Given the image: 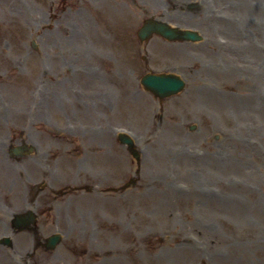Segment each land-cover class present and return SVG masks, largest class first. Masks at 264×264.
<instances>
[{"label":"rangeland","instance_id":"rangeland-1","mask_svg":"<svg viewBox=\"0 0 264 264\" xmlns=\"http://www.w3.org/2000/svg\"><path fill=\"white\" fill-rule=\"evenodd\" d=\"M191 4L196 5L192 10L188 8ZM147 17L196 28L204 36L201 42L189 44H163L156 37L150 40L147 46L161 57L154 56L150 65L171 63L186 78L184 91L164 99L160 109L138 82L145 67L136 30ZM5 54L15 60L19 72L7 67ZM0 60L2 70L9 69L6 74L10 76L4 80L12 83L8 87L13 89L16 105L23 107L29 100L33 85L50 89L52 103L45 106L51 113V126L66 131L73 126L65 112L76 111L82 118L86 107L79 102L80 107L68 92L74 83L83 84V74L69 75L67 65L93 61L88 65L91 70L99 67L103 71V82L93 79L89 86L108 92L111 132L114 135L116 126L133 131L141 156L136 163L114 143L112 169L106 160L92 159L95 170L110 169L115 185L114 190H104L113 195L109 202L97 195L94 215L87 211L84 197V208L70 199L75 193L65 197H69L75 217L87 215L99 245L115 246L111 264H264V0H0ZM8 87L5 90L12 92ZM37 88L35 104L42 105L43 90ZM83 100L93 111L91 101ZM36 132L42 136L39 142L48 140L50 132L44 124L35 122L31 133ZM100 138H87L84 143L96 146ZM49 140L45 147L51 150V166H57L54 175L41 167V159L29 175L40 192L37 209L52 195L46 182L58 188L64 184L60 179L68 182L78 174L83 182L85 177L75 167L78 150L68 155L61 152L74 147L76 139L71 140L72 145L57 136ZM82 160L90 164L87 158ZM136 167L137 173H133ZM157 168L162 172L156 173ZM137 176L147 184V203L157 205L154 211L147 206L143 218L136 212L137 217L128 219L131 229L142 232L140 238L125 236V227L119 224H98L100 216L94 217L97 212L111 216L113 200L116 207L132 209L139 196L135 187L126 184ZM6 178L7 182L14 178L12 186L0 182V197L22 204L16 200L18 192L21 198L14 185L18 177ZM142 178H155V184ZM118 214L114 213V219L122 223ZM86 242L87 238L85 249L90 254H82L83 264L95 261ZM102 257L100 254L98 259Z\"/></svg>","mask_w":264,"mask_h":264},{"label":"flooded vegetation","instance_id":"flooded-vegetation-1","mask_svg":"<svg viewBox=\"0 0 264 264\" xmlns=\"http://www.w3.org/2000/svg\"><path fill=\"white\" fill-rule=\"evenodd\" d=\"M2 61L0 60V180L2 179V170L5 168L7 172L11 174V176L18 175L21 177V180L24 179L23 175L24 173H28L27 170L29 167H33L34 160H35V152L32 150V152H27L25 154L17 155L12 152H8V149L12 148L13 144L17 143H26L28 140L29 131L27 130V127L29 125L30 120V108L27 106L24 108V122L20 126V130L18 127L17 119L13 116V106L12 102L7 104V107L9 108V112L6 114L5 109H3V105L1 102L2 94H4L5 89H7L8 86H11V82H6L3 77L2 73H7V70H2L1 68ZM9 88V87H8ZM5 127V130L3 131L2 128ZM23 168V172L18 173V169ZM6 184V186L11 185L14 178H10ZM6 180H8L6 178ZM1 184V183H0ZM12 190V188H10ZM26 195H28L27 203L30 204L33 201L34 193L33 189L28 187L26 191ZM32 195V198L30 197ZM6 199V198H5ZM7 200V201H6ZM6 200H3L0 197V204H3L5 207L9 206V200L10 198L7 197ZM4 201V202H3ZM10 234L16 235L18 234V230L14 226L13 221L10 220ZM11 242V241H10ZM10 253L13 260V263L16 264V254H17V245H14L13 242H11L10 246ZM66 249L69 250L68 247ZM55 254H50L48 258H54ZM98 264V263H93Z\"/></svg>","mask_w":264,"mask_h":264},{"label":"water","instance_id":"water-1","mask_svg":"<svg viewBox=\"0 0 264 264\" xmlns=\"http://www.w3.org/2000/svg\"><path fill=\"white\" fill-rule=\"evenodd\" d=\"M156 33L160 34L164 37H168V39H179V40H196L195 33L189 31H178L176 29L170 28L166 23H161L157 21H146L144 26L139 31L140 38L148 37L150 34ZM143 82L147 83L148 85L153 86L154 92L159 95V97L168 96L171 94L177 93L180 88L184 85L183 82L176 76L173 75H166V76H152L143 79ZM152 88V89H153ZM121 142L126 143L131 149L133 147L132 142L130 139L126 137H122ZM133 155L137 156L135 151L132 149Z\"/></svg>","mask_w":264,"mask_h":264}]
</instances>
